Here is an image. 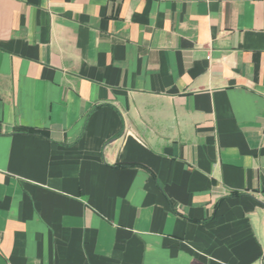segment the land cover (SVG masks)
Wrapping results in <instances>:
<instances>
[{
  "label": "crops",
  "instance_id": "0c3cea01",
  "mask_svg": "<svg viewBox=\"0 0 264 264\" xmlns=\"http://www.w3.org/2000/svg\"><path fill=\"white\" fill-rule=\"evenodd\" d=\"M0 264H264V0H0Z\"/></svg>",
  "mask_w": 264,
  "mask_h": 264
}]
</instances>
